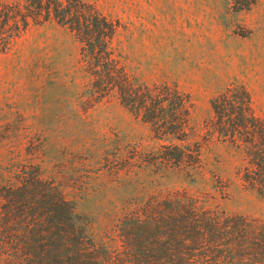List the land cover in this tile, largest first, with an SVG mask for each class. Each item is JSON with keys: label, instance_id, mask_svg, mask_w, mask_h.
Instances as JSON below:
<instances>
[{"label": "trees", "instance_id": "16d2710c", "mask_svg": "<svg viewBox=\"0 0 264 264\" xmlns=\"http://www.w3.org/2000/svg\"><path fill=\"white\" fill-rule=\"evenodd\" d=\"M254 2L232 0V6L242 11ZM46 23L79 45L74 66L83 113L116 100L147 126L158 147L124 152L117 140L104 144L111 147L101 158L110 173L128 174L113 189H129L130 196L96 214L78 213L77 193L70 199L39 164L4 167L0 264H264V220L220 205L230 195L229 183L207 156L217 143L233 151L239 161L234 177L264 201V116L256 114L248 87L233 80L213 95L210 115L196 133L189 95L175 82L130 73L119 20L87 0H0V55L31 26ZM171 176L187 185L162 187L158 180Z\"/></svg>", "mask_w": 264, "mask_h": 264}, {"label": "rangeland", "instance_id": "374dc122", "mask_svg": "<svg viewBox=\"0 0 264 264\" xmlns=\"http://www.w3.org/2000/svg\"><path fill=\"white\" fill-rule=\"evenodd\" d=\"M87 1L119 20L120 49L130 73L148 82H175L189 95L196 133L210 115V98L233 80L248 87L256 114L264 116V0L242 11L232 0ZM78 53L66 31L46 23L31 26L0 55V172L39 164L70 199L77 193L78 213L96 214L130 196L129 189H113L128 174L110 173L101 158L111 147L104 144L117 140L124 152L131 147L147 152L158 142L116 100L83 113L77 101L82 80L74 66ZM207 156L229 183L230 195L220 205L264 220V201L234 177L239 164L234 152L217 143ZM158 181L168 188L187 185L173 176Z\"/></svg>", "mask_w": 264, "mask_h": 264}]
</instances>
